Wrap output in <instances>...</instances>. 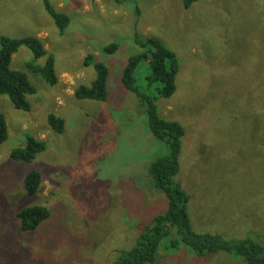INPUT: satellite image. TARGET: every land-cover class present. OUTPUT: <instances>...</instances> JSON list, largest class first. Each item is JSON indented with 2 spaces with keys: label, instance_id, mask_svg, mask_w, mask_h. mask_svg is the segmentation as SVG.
Wrapping results in <instances>:
<instances>
[{
  "label": "rangeland",
  "instance_id": "rangeland-1",
  "mask_svg": "<svg viewBox=\"0 0 264 264\" xmlns=\"http://www.w3.org/2000/svg\"><path fill=\"white\" fill-rule=\"evenodd\" d=\"M48 1L69 18L62 32L42 0H0V36L38 37L58 76L50 85L28 68L33 55L23 46L11 57L10 68L36 92L27 96L28 111L0 96L8 132L0 145V264H112L165 210L167 198L148 169L168 147L121 82L127 59L140 51L135 36L160 41L179 63L169 97L149 83L147 61L134 77L159 115L183 126L175 180L189 195L192 228L226 239L254 233L264 246V0H194L188 7L184 0ZM112 42L119 48L107 55L102 49ZM88 55L109 69L105 101L73 95L97 75ZM50 113L63 119L62 133L48 125ZM27 135L45 150L30 162L13 160L11 150ZM30 169L41 174L32 196L24 188ZM29 206L49 208L50 218L22 231L17 212ZM175 237L172 229L152 264H244L223 252L200 257L184 245L167 248Z\"/></svg>",
  "mask_w": 264,
  "mask_h": 264
},
{
  "label": "trees",
  "instance_id": "trees-1",
  "mask_svg": "<svg viewBox=\"0 0 264 264\" xmlns=\"http://www.w3.org/2000/svg\"><path fill=\"white\" fill-rule=\"evenodd\" d=\"M42 1L54 19L56 27L62 32L68 25L69 18L56 11L48 0ZM192 1L194 0H184L185 6L188 7ZM134 38L140 51L127 59L121 74V82L127 90L138 95L141 104L145 105L151 133L168 147V152L154 158L148 169L153 185L165 194L167 204L163 212L156 214L149 224L142 227L134 246L118 249L117 257L112 264L155 263L160 257L159 247L164 239L171 236L172 229H175L177 237L170 239L167 248L176 249L184 245L190 252L200 257L208 253L223 252L238 257L244 264H264V246L260 243L261 238L258 235L252 233V237L226 239L220 234L199 233L192 228L187 209L189 195L175 180L180 168L179 155L181 138L184 135L183 126L174 120L161 117L153 99L139 92L134 77L139 63L147 61L150 69V74L147 76L149 83L161 84L157 88V93L163 97H169L176 89L175 78L179 63L174 52L160 41L153 38L141 39L138 36ZM22 46L29 49L33 55V58L27 62L28 68L38 73L50 85L58 82V76L54 67V55L48 53L38 37L0 36V96H8L16 109L28 111L30 103L27 96L34 94L35 88L24 74L10 68L12 55ZM118 48L119 45L112 42L104 46L102 51L107 55H113ZM44 57L43 64L38 63V60ZM92 57L88 55L86 62L89 63L88 60H91L97 75L89 87L78 85L73 95L80 100L105 101L108 94L109 69L106 64L95 61ZM47 122L56 133H62L64 130L63 119L53 113L48 114ZM7 136L6 121L0 112V145L7 140ZM45 148L42 140L27 135L25 144L13 148L10 157L19 162H30ZM40 182L41 174L38 170L27 171L24 176V188L27 195H34ZM17 218L22 231H32L50 218V210L45 206H29L19 210Z\"/></svg>",
  "mask_w": 264,
  "mask_h": 264
}]
</instances>
